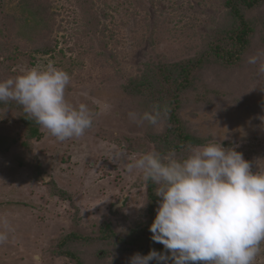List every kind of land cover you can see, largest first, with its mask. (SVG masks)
Returning <instances> with one entry per match:
<instances>
[{
	"label": "rangeland",
	"instance_id": "374dc122",
	"mask_svg": "<svg viewBox=\"0 0 264 264\" xmlns=\"http://www.w3.org/2000/svg\"><path fill=\"white\" fill-rule=\"evenodd\" d=\"M224 13L222 0H0V80L53 61L70 74L67 98L97 113L85 135L60 142L40 126L41 139L29 138L23 108L0 107V218L14 229L0 245V264H37L36 253L39 264H74L68 253L82 264H128L163 248L149 231L158 205L149 211L142 176L121 160L161 149L183 157L219 140L253 173L264 170V75L247 60L231 70L204 61L177 101V125L169 113L158 127L128 117L154 104L171 111L157 68L198 58L224 36L217 32ZM256 16L262 25L264 11ZM262 26L246 59L264 50ZM147 66L152 74L135 89ZM179 131L197 145L175 150ZM261 249L255 264H264Z\"/></svg>",
	"mask_w": 264,
	"mask_h": 264
},
{
	"label": "clouds",
	"instance_id": "9594fccd",
	"mask_svg": "<svg viewBox=\"0 0 264 264\" xmlns=\"http://www.w3.org/2000/svg\"><path fill=\"white\" fill-rule=\"evenodd\" d=\"M247 63L264 73V50L249 56ZM70 82V74L53 61L38 64L0 80V104L15 102L60 142L80 138L93 127L97 113L67 98ZM169 111L167 105L154 104L128 117L158 127ZM113 158L114 163L119 159ZM120 162L127 173L138 172L145 185H156L160 200L149 231L152 241L164 248L136 253L128 264H255L264 244V170L253 173L242 153L218 140L193 147L183 157L174 150H153ZM12 231L8 220L0 218V245ZM32 259L39 264V253Z\"/></svg>",
	"mask_w": 264,
	"mask_h": 264
},
{
	"label": "trees",
	"instance_id": "16d2710c",
	"mask_svg": "<svg viewBox=\"0 0 264 264\" xmlns=\"http://www.w3.org/2000/svg\"><path fill=\"white\" fill-rule=\"evenodd\" d=\"M222 7L225 10L224 16L226 18L219 23V26H217V32L219 35L224 34V36H222L220 39H217L216 42H211L210 44L205 43L204 51L202 52L203 54L200 53L201 55L198 58H191L186 61L177 62L175 64L165 63L163 65L167 64V66L157 68V71H159L158 78L162 79V85L167 90L165 91L164 98L173 96V105L169 103L171 106L169 120L175 125L179 123L178 119L176 118L177 115L175 114V112H177L179 109L178 105L180 104L177 101L180 98L182 92L190 85L193 75L200 70L203 62L215 60L222 63L227 70L238 68L239 63L247 60L245 58L246 52L249 48L250 40L253 38L252 36L257 32L256 25L264 26V23L261 25L260 20L257 19L256 16L258 11H264V0H222ZM42 12H44V9ZM44 51L45 53L47 52V50ZM207 64L208 63H206V65ZM145 71L146 76H144L141 81L136 82L135 89L140 86L143 87L147 81V78L149 77V74H152V68L150 66H147ZM257 71H259L258 65L253 66L252 73H256ZM177 106L178 108H176ZM0 107L4 109L12 108L13 110L11 103L6 105L0 104ZM21 121L28 127L29 138L35 140L41 139L42 134L38 129V125L33 119H31L28 115H24L21 117ZM177 137L178 141L176 144H174L175 146H173L175 150L184 149L187 145H189L190 142L197 145L195 140H193L188 135L185 136L182 131H179ZM167 138L168 136L162 139L158 138L155 143L160 140H167ZM161 151L163 150L161 149L157 152L161 153ZM146 187V199L150 203L149 211L152 212L153 209L158 205L160 198L155 195V190H153L154 184H152L151 181L147 183ZM50 195L58 196L63 200L66 199V195L62 191L60 192L58 190H50ZM131 242H133V240H131L130 243ZM151 249H155L158 252L164 251V248L162 247H150L148 252ZM65 255L69 259H72L74 264H82L80 258H78L75 254L68 253Z\"/></svg>",
	"mask_w": 264,
	"mask_h": 264
}]
</instances>
